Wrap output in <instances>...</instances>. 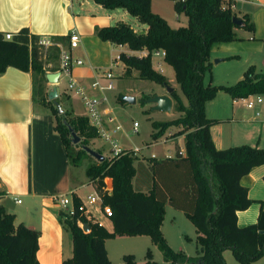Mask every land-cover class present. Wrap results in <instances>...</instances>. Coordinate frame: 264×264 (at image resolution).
Here are the masks:
<instances>
[{
    "label": "trees",
    "instance_id": "trees-1",
    "mask_svg": "<svg viewBox=\"0 0 264 264\" xmlns=\"http://www.w3.org/2000/svg\"><path fill=\"white\" fill-rule=\"evenodd\" d=\"M93 1L105 8L121 7L145 25L140 31L126 22L116 21L94 29L100 40L145 51L141 55L118 53L124 66L123 74H129L134 68L139 78L167 85L166 76L151 65V52L163 51L162 59L171 66L185 102L172 89L169 95L174 102L173 109L179 114L169 120H152L151 135L156 137L166 127L178 126L176 132H184L185 153L176 152L174 157L158 160L146 157L143 162L137 160L129 148L87 165L84 172L100 197V206L110 208L108 217L112 228L107 230L91 214L87 217L78 210L80 199L72 192L74 213L58 212L62 226L70 233L72 249L71 256L61 264H115L107 257L104 239L116 234H146L163 257L162 262L151 259L147 248L143 261L137 262L133 254L125 253L119 264H226L222 256L224 249H229L239 264H252L264 248V199L258 200V212L252 223L237 225L235 212L251 202L239 178L252 166L264 162V145L241 143L216 148L209 126L218 120L204 113L205 102L217 90L226 92L231 98L264 93V71L256 72L251 65L232 84H212L209 79L204 82V75L210 76L211 44L237 38L236 26L252 31V22L229 7L221 9V0H171L173 10L186 16V24L177 27L169 26L162 16L152 11L150 0ZM232 16L240 17L242 23H233ZM3 34L0 31V73L7 66H13L41 73L45 79L37 43L39 37L26 27H21L10 38ZM68 97L66 95V99ZM32 99L52 114V128L62 141L70 164L77 165L85 152L82 146L86 145L87 138L98 135L97 129L84 115L71 114L64 108L57 112L52 99L47 98V91H43L40 84L34 89V78ZM70 130L79 136L74 152L69 148ZM105 176L111 180L109 191L103 188ZM166 202L180 209L193 224L195 255L174 250L167 244L160 230ZM13 218L0 203V264H39L35 256L38 231L21 222L14 224ZM77 220L87 223L88 231H83Z\"/></svg>",
    "mask_w": 264,
    "mask_h": 264
},
{
    "label": "crops",
    "instance_id": "crops-1",
    "mask_svg": "<svg viewBox=\"0 0 264 264\" xmlns=\"http://www.w3.org/2000/svg\"><path fill=\"white\" fill-rule=\"evenodd\" d=\"M248 1L251 5L237 15H246L253 24V30L236 26L234 32L237 38L211 44L212 57H219L214 63L234 57L240 60V68L234 72L233 80L224 82L227 80L221 79V83L225 85L241 78L243 71L250 65L256 72L264 71V0ZM125 11L123 9L121 13L124 14ZM115 15V8H105L93 0H0V31L15 33L21 27H26L38 37H49L56 44V49L67 48L73 57L81 58L82 63L74 65L71 74L86 83L99 71V67L95 65H105L110 59L115 61L116 65L114 52L118 54L123 51L135 55L144 53V50L129 49L126 44H116L98 38L95 27L113 23ZM144 29L145 25L141 23L138 30ZM70 30H75L79 36L75 47L68 45L67 33ZM57 36L64 39L55 38ZM154 55L159 56L157 68H166L161 53H153L151 59ZM58 65L59 52L58 64L47 61L43 68L47 67L45 72L57 71ZM123 69L122 63L121 72ZM169 71L173 74L172 68ZM219 76L225 75L219 73ZM59 77L57 76L54 83L55 87ZM211 78L212 75L206 73L204 82L208 79L211 82ZM167 81L175 88L168 78ZM46 82L50 83L47 80ZM177 91L180 93L179 89ZM64 92L69 96L68 99H71V92L66 89ZM165 92L163 89L152 93ZM252 95L254 94L249 97ZM243 98H230L229 116L209 117L218 120L209 126L210 138L216 148L241 143L264 145V93L260 94V101L254 104L253 109L245 107ZM238 102L242 104L237 105ZM36 103L32 99L31 70L23 71L7 66L0 73V203L7 212L13 214L14 224L21 222L38 231L35 252L38 263L61 264L63 259L71 256V237L60 222L58 212L61 206L53 200V195L69 196L73 192L84 203L94 220L107 230H111L112 223L107 215L89 203L85 194L80 192L82 186L92 183L86 174L80 173L79 167L70 164L63 143L52 128V114L46 107L40 104L36 106ZM247 109L250 111L247 112ZM68 110L72 114H79L74 111L71 101L68 102ZM178 128L170 125L163 130L162 136L165 139L162 154L159 156L153 152L138 154L136 152L140 148L136 147L134 154L137 160L144 162L146 157L156 160L174 157L176 152L184 155V132L176 133ZM239 183L246 187L247 196L251 199L246 208L235 212L236 223L242 226L255 221L259 208L258 200L264 199V162L252 166L239 178ZM13 196L19 201L15 202ZM105 249L109 257L106 246ZM223 252L224 250L222 256L226 264H239L226 258ZM263 257L264 248L262 255L252 264H264Z\"/></svg>",
    "mask_w": 264,
    "mask_h": 264
},
{
    "label": "rangeland",
    "instance_id": "rangeland-1",
    "mask_svg": "<svg viewBox=\"0 0 264 264\" xmlns=\"http://www.w3.org/2000/svg\"><path fill=\"white\" fill-rule=\"evenodd\" d=\"M250 3L251 2H249L248 0H235L233 11L235 12V14L241 13L245 8L251 5ZM150 8L152 11L162 16L171 27H177L186 24V16L182 12L176 13L173 10L171 0H150ZM122 11L123 8L115 7L116 15L115 19L112 22L115 23L116 21H123L126 22L134 30H138V26L141 25V23L127 11H125L124 14L121 13ZM39 45L40 60L42 65L44 64L43 66H46L47 61H50L52 64L57 65L59 49L58 47L56 49V44L52 43L47 46L41 44ZM116 55L117 52H114L113 56L116 57ZM212 55L213 53H211L210 49L209 59L211 62V83L225 85V83H221V79L225 78V80H227L224 82L233 80L232 78L234 72L240 68V60L239 58L234 57L225 59L224 61H220L218 63H214L213 59L219 57H212ZM158 59L159 56H152V67L164 74L168 78V80H170V82L174 84L175 88L173 89L177 91L178 85L174 80L173 74H171L169 71L171 66H169V64L167 63H164L166 68H157V61H159ZM95 66L99 67V73L105 72L107 69H109L112 75L111 79L113 83V87L111 89L103 91V93L106 95V100L99 105V115L101 120L98 128L106 129L111 132V137L115 140L116 144L121 149L138 147L140 148V150L136 152L138 154H149L151 152H153L157 156L162 154V145L164 144L163 141L165 138L164 136H162V133L157 135L156 137H152L151 132L154 129L151 127V121L169 120L176 117L179 113L173 109V100L171 104V111L166 112L162 110L152 109V103L146 102L145 99L149 95L154 94L152 93L153 91H162L163 89H165V86L150 79L139 78L137 76V71L134 68L131 69V74H123V72H121L122 61L120 59H116V65H112V59H110L105 65ZM46 68L47 67L44 68V71ZM259 68L261 70V67L258 66V69ZM219 73L220 75L225 76H219ZM31 74L32 78H34V89L37 90L38 84H40L43 91H48L53 86L52 83L46 82L41 73L31 71ZM91 81L92 80H87L88 84ZM65 84V77L61 75L56 86L58 96L56 95L54 97V100H59L58 102H60L59 105L61 109H68V102L71 101V105L75 112H79V114H86V109L82 105L79 96L71 92V99H66V93L64 92ZM168 85L170 84L168 83ZM177 93L179 94L181 100L185 102L183 96L178 91ZM35 94V97L37 98L38 93L35 92ZM121 95L132 96L134 97V101L122 100L120 98ZM256 95L260 96V94H254L249 98H255ZM230 98L231 97L226 92L217 90L214 96L208 99L204 104V113L206 117L218 116L220 118H224L225 116H229L231 105ZM238 103L239 104L237 105L242 104V102ZM36 106H39L38 103H36ZM249 111L250 110L247 109V112ZM133 122H136L135 127H133L132 125ZM116 124L119 125V128L117 130H113L112 128ZM86 141V145L88 147L96 151L98 150L104 157L111 156L112 153L110 150L109 141L105 140L101 135H99V133L94 138H87ZM76 144V142H71V144L69 145V148L72 152H74L78 148ZM81 155L82 156L79 163L75 166L79 167L81 174H85V167L90 164H95L98 160L86 151ZM92 191V185L89 183H87L86 186H82L80 188V192L82 194H86ZM160 230L169 247L174 250L180 249L187 255L196 254L195 230L193 224L182 211L169 204L168 202L165 203L164 216L160 224ZM66 233L68 234L69 232ZM104 242L109 254V257H107L111 262L115 264L121 263V256L125 253L133 254L135 261L141 262L145 259L144 253L147 248L150 249L151 259L157 262L163 261L161 251L155 244L150 242L146 234L123 236L114 235L105 238ZM223 255L234 263L237 262L233 258L229 249H224ZM262 259H264V257Z\"/></svg>",
    "mask_w": 264,
    "mask_h": 264
},
{
    "label": "built area",
    "instance_id": "built-area-1",
    "mask_svg": "<svg viewBox=\"0 0 264 264\" xmlns=\"http://www.w3.org/2000/svg\"><path fill=\"white\" fill-rule=\"evenodd\" d=\"M235 0H221L220 8L224 9L226 7H229L230 9H233ZM12 32H4L5 38H10ZM67 40L69 47H75L77 45V42L79 40L78 33L75 30H70L67 33ZM38 44L47 46L52 44V40L49 37H39L37 40ZM59 65H58V76L63 75L65 77V89L69 92L74 93L75 95L79 96L82 105L86 109V114L84 116L87 118V121L89 124L93 125L95 128H97V131L99 135H101L105 140H108L110 143V150H111V156L118 155L121 150L120 147L116 144L115 140L111 137V132H109L106 129H100L99 123H100V115H99V105L106 100V95L103 93L104 90H109L113 87L112 83V75L107 69L105 72L94 73L93 77L90 79L92 80L89 84L88 82H81L79 79L75 78L71 74V69L74 65H80L82 63L81 58L79 57H73L70 53V51L67 48H59ZM161 53V56L163 55V51L153 50L151 52V55ZM145 54V51L144 53ZM118 59V54L115 57ZM115 61L112 62L114 64ZM104 81V82H103ZM244 105L247 108L253 109L254 104L256 102L260 101V96L256 95L255 98H249V95L243 98ZM257 114V111H255ZM133 127L136 126V122L132 123ZM119 128V125L116 124L112 128L113 130H117ZM133 151H136V147L131 148ZM103 188L107 191L111 188V180L109 177L105 176L103 177ZM53 200H55L60 206L61 210L64 211L67 215H72L74 213L75 207L72 204V199L70 195L66 194H55L52 196ZM85 199L92 204H96L95 207L104 215H107L110 213V208L108 205L100 206V197L99 195L94 191L88 192L85 194ZM13 200L15 202H18L19 199L15 196H13ZM77 209L80 210L83 214H85L88 217L89 212L87 211L84 203L80 200V203L77 205ZM78 224L81 226V223L79 220H77Z\"/></svg>",
    "mask_w": 264,
    "mask_h": 264
},
{
    "label": "water",
    "instance_id": "water-1",
    "mask_svg": "<svg viewBox=\"0 0 264 264\" xmlns=\"http://www.w3.org/2000/svg\"><path fill=\"white\" fill-rule=\"evenodd\" d=\"M231 20L233 23H235L237 25H240L242 23V19L240 17H237V16H232ZM217 60L218 59H216V58L213 59V61H217ZM44 76H45L47 81H49L50 83L53 84L51 89L47 91V98L52 99L54 106L57 109V112H61L62 109L59 105V102L54 100V97L56 96V87H55L54 83L57 79L58 71H47V72H45ZM172 89H173L172 86L167 84V85H165V91H166L165 93L151 94L145 99V101L152 103V106H151L152 109L162 110V111H170L172 100H171L169 93ZM120 98L122 100L134 101V97L129 96V95H121ZM70 135H71V142L75 143L78 141L79 137L72 130H70ZM82 148L87 153H89L90 155L95 157L98 161L103 159V155L101 153L97 152L94 149H91L87 145H83ZM81 229L83 231H88L87 223H85V222L81 223Z\"/></svg>",
    "mask_w": 264,
    "mask_h": 264
}]
</instances>
